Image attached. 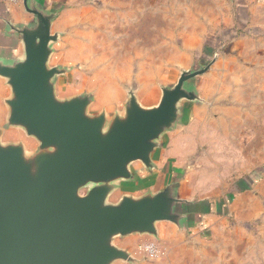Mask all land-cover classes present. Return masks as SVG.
Segmentation results:
<instances>
[{
	"label": "rangeland",
	"instance_id": "rangeland-1",
	"mask_svg": "<svg viewBox=\"0 0 264 264\" xmlns=\"http://www.w3.org/2000/svg\"><path fill=\"white\" fill-rule=\"evenodd\" d=\"M51 33L49 64L65 69L56 95L88 94L91 113L121 112L130 91L142 106L156 105L181 71L207 66L187 81L197 99L180 101L181 119L162 135L155 169L132 163L134 179L109 197L177 178L191 216L183 227L162 221L156 235L114 243L136 264H264V0H78L57 11ZM5 117L2 141L34 151L36 140ZM150 243L153 256L141 248Z\"/></svg>",
	"mask_w": 264,
	"mask_h": 264
},
{
	"label": "water",
	"instance_id": "water-1",
	"mask_svg": "<svg viewBox=\"0 0 264 264\" xmlns=\"http://www.w3.org/2000/svg\"><path fill=\"white\" fill-rule=\"evenodd\" d=\"M22 3L34 21L7 22L19 33L23 52L0 58V78L9 88L5 124L38 147L27 152L21 141L3 142L0 127V264H136L114 238L156 235L162 221L183 227L191 214L181 206L193 202L177 195V178L154 192L123 194L115 202L109 197L134 179L132 163L154 168L162 135L181 119L180 101L197 99L187 81L207 66L181 71L161 89L156 105L142 106L130 91L121 112L91 113L88 94L56 95V76L65 71L49 64L57 11L34 0Z\"/></svg>",
	"mask_w": 264,
	"mask_h": 264
},
{
	"label": "crops",
	"instance_id": "crops-1",
	"mask_svg": "<svg viewBox=\"0 0 264 264\" xmlns=\"http://www.w3.org/2000/svg\"><path fill=\"white\" fill-rule=\"evenodd\" d=\"M34 1L39 7L43 8L45 10L60 11V10L64 9L66 11V8L68 5L69 6L72 5V4L76 3L78 0H34ZM97 1L98 0H84V2H86L88 4L91 2L95 3ZM149 1H151V0H149ZM8 21L12 24H26V23L33 22L34 16L32 14L28 13L24 9L22 0H20L19 2H16V3L0 2V58L4 59L5 61H9L11 59L19 58L23 52L22 43L20 40V35H19V33L15 32L13 30H10L8 28V26H7ZM8 95H9V88L5 84V80L3 78H0V115L5 116L7 113L6 106L4 104V99L7 98ZM15 141H21L22 142V140H15ZM153 169H155V164H154ZM131 170L133 172L132 167H131ZM133 174H134V172H133ZM128 182H130V181H128ZM123 183H126V182H123ZM163 185L159 186L157 189H152L149 191L154 192V191L158 190L160 187H162ZM119 187L111 194V196L119 189ZM145 192H148V191H144L142 193H132V192L122 193V194H120V196L123 194L139 196ZM117 200H115V201H117ZM109 201H112V200H109ZM115 201H112V202H115Z\"/></svg>",
	"mask_w": 264,
	"mask_h": 264
},
{
	"label": "built area",
	"instance_id": "built-area-1",
	"mask_svg": "<svg viewBox=\"0 0 264 264\" xmlns=\"http://www.w3.org/2000/svg\"><path fill=\"white\" fill-rule=\"evenodd\" d=\"M20 0H0V2H7V3H16L19 2ZM141 248L143 251H145L148 255L153 256L156 254V249L154 244H142Z\"/></svg>",
	"mask_w": 264,
	"mask_h": 264
}]
</instances>
